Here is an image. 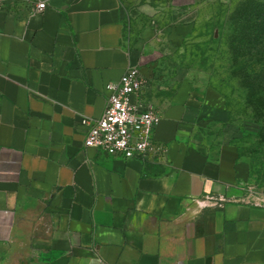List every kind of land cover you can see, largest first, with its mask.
<instances>
[{
    "label": "crops",
    "instance_id": "1",
    "mask_svg": "<svg viewBox=\"0 0 264 264\" xmlns=\"http://www.w3.org/2000/svg\"><path fill=\"white\" fill-rule=\"evenodd\" d=\"M123 19L117 0L0 12V264H264V202L246 198L237 148L192 142L229 122L218 90L184 83L145 158L85 146L82 121L136 66Z\"/></svg>",
    "mask_w": 264,
    "mask_h": 264
},
{
    "label": "rangeland",
    "instance_id": "2",
    "mask_svg": "<svg viewBox=\"0 0 264 264\" xmlns=\"http://www.w3.org/2000/svg\"><path fill=\"white\" fill-rule=\"evenodd\" d=\"M117 2L124 18V44L147 80L144 97L156 112L169 106L184 83L201 92L214 88L227 95L229 122L209 124L192 142L215 158L223 145L236 147L247 175L245 196L252 203H263L264 102L247 103V93L232 75L229 40L236 9L264 0ZM244 50L254 51L256 59L264 61V38ZM244 59L249 63L251 57Z\"/></svg>",
    "mask_w": 264,
    "mask_h": 264
},
{
    "label": "built area",
    "instance_id": "3",
    "mask_svg": "<svg viewBox=\"0 0 264 264\" xmlns=\"http://www.w3.org/2000/svg\"><path fill=\"white\" fill-rule=\"evenodd\" d=\"M18 0H0V12ZM49 5L40 2L34 13H43ZM147 87V80L136 66L129 67L122 78L110 83V95L103 116L91 125L85 146L124 159L145 158L154 150V134L160 117L151 105L135 100Z\"/></svg>",
    "mask_w": 264,
    "mask_h": 264
},
{
    "label": "trees",
    "instance_id": "4",
    "mask_svg": "<svg viewBox=\"0 0 264 264\" xmlns=\"http://www.w3.org/2000/svg\"><path fill=\"white\" fill-rule=\"evenodd\" d=\"M231 24L234 30L229 40L231 57L234 61L232 75L247 93V103L255 106L256 103L264 102V61L259 60L261 58L256 59L259 55L254 51H249L250 54L245 53L244 48H253L255 42L264 38V4L258 2H250L247 6L241 4L236 9ZM246 57L251 59L249 63L244 64ZM219 92L225 96L229 109L227 95L220 90ZM229 112L231 115L230 109Z\"/></svg>",
    "mask_w": 264,
    "mask_h": 264
}]
</instances>
